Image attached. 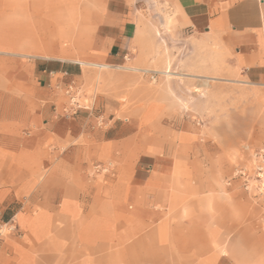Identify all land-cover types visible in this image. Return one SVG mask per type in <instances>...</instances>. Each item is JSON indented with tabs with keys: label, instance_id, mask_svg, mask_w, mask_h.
<instances>
[{
	"label": "crops",
	"instance_id": "crops-1",
	"mask_svg": "<svg viewBox=\"0 0 264 264\" xmlns=\"http://www.w3.org/2000/svg\"><path fill=\"white\" fill-rule=\"evenodd\" d=\"M56 1L0 0V16L9 26L3 46H14L8 41L16 33L32 48L56 46L43 43V32L55 25L51 17L60 14ZM172 1L180 25L203 27L196 36L192 75L264 82V0ZM91 2L85 15L70 14V23L76 14L79 22L89 21L97 62L139 63L143 15L138 0ZM36 54L42 59L20 61L4 77L0 73L8 87L7 93L0 89V102H6L0 105V187H20L35 206L18 213L21 239L1 247L0 264L229 261L217 248L228 233L229 201L185 196L182 189L191 186L174 167L120 164L113 168L115 179L87 183L88 165L60 162L58 142L74 137V123H60L59 99L72 86L62 85L58 76L74 77L79 72L71 64L80 63ZM49 140L54 147L48 149L44 143ZM21 218L28 222L20 223Z\"/></svg>",
	"mask_w": 264,
	"mask_h": 264
},
{
	"label": "rangeland",
	"instance_id": "rangeland-1",
	"mask_svg": "<svg viewBox=\"0 0 264 264\" xmlns=\"http://www.w3.org/2000/svg\"><path fill=\"white\" fill-rule=\"evenodd\" d=\"M56 2L60 14L51 17L53 30L43 32L47 39L43 43L54 47L32 48L20 33L8 41L14 46H3L9 26L7 17L0 16L3 77L20 61L42 59L36 53L98 63L89 21L77 19L89 10L91 0ZM138 3L143 15L140 62L128 60L125 65L141 70L74 63L79 73L58 76L62 85L72 86L59 99L60 123H74V137L58 142L59 160L88 165L87 183L115 179L113 168L120 164L174 167L179 179L193 187L182 189L185 196L229 201L228 233L217 247L229 258L222 264H264V82L192 75L196 36L203 27L180 25L172 0ZM72 13H81L73 17L74 24ZM4 80L0 89L7 93ZM52 142L46 141L44 147H54ZM20 191L18 186L0 187V249L19 243L23 231L17 215L35 207Z\"/></svg>",
	"mask_w": 264,
	"mask_h": 264
},
{
	"label": "bare ground",
	"instance_id": "bare-ground-1",
	"mask_svg": "<svg viewBox=\"0 0 264 264\" xmlns=\"http://www.w3.org/2000/svg\"><path fill=\"white\" fill-rule=\"evenodd\" d=\"M78 63H80L81 65H84V66H96L100 69L117 68V69H127V70H136V71L141 70L140 68H136V67H128V65L112 66L109 64H105V63H96V62H90V61H84V60H79ZM165 73H167V76L173 74L170 72H165Z\"/></svg>",
	"mask_w": 264,
	"mask_h": 264
},
{
	"label": "built area",
	"instance_id": "built-area-1",
	"mask_svg": "<svg viewBox=\"0 0 264 264\" xmlns=\"http://www.w3.org/2000/svg\"><path fill=\"white\" fill-rule=\"evenodd\" d=\"M263 154V153H262Z\"/></svg>",
	"mask_w": 264,
	"mask_h": 264
}]
</instances>
